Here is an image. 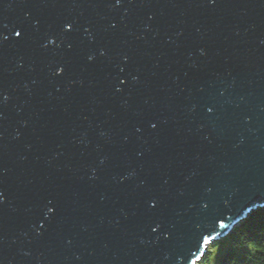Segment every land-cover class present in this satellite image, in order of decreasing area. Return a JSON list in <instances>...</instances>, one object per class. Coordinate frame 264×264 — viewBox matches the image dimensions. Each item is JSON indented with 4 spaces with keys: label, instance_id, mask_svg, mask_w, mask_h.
I'll return each instance as SVG.
<instances>
[{
    "label": "water",
    "instance_id": "95a60500",
    "mask_svg": "<svg viewBox=\"0 0 264 264\" xmlns=\"http://www.w3.org/2000/svg\"><path fill=\"white\" fill-rule=\"evenodd\" d=\"M259 208L264 0H0V264H197Z\"/></svg>",
    "mask_w": 264,
    "mask_h": 264
},
{
    "label": "trees",
    "instance_id": "16d2710c",
    "mask_svg": "<svg viewBox=\"0 0 264 264\" xmlns=\"http://www.w3.org/2000/svg\"><path fill=\"white\" fill-rule=\"evenodd\" d=\"M197 264H264V208L251 212L226 237L211 243Z\"/></svg>",
    "mask_w": 264,
    "mask_h": 264
},
{
    "label": "snow or ice",
    "instance_id": "6c2138e0",
    "mask_svg": "<svg viewBox=\"0 0 264 264\" xmlns=\"http://www.w3.org/2000/svg\"><path fill=\"white\" fill-rule=\"evenodd\" d=\"M16 35H20V33L17 32ZM220 226H221V227H224L223 224H221ZM209 242H210V240H209L208 238H204L203 243H204L205 245H207ZM193 264H196V262L193 261Z\"/></svg>",
    "mask_w": 264,
    "mask_h": 264
}]
</instances>
